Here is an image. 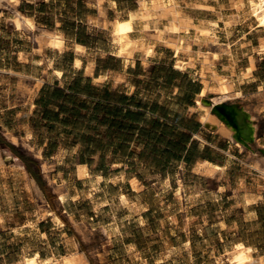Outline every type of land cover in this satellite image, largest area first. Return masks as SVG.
<instances>
[{
	"label": "crops",
	"instance_id": "1",
	"mask_svg": "<svg viewBox=\"0 0 264 264\" xmlns=\"http://www.w3.org/2000/svg\"><path fill=\"white\" fill-rule=\"evenodd\" d=\"M141 1L145 0H0V41L7 44L0 47V55L6 61L0 67L2 110L25 105L33 114L44 109L38 101L59 88L66 93L63 100L67 105L72 106V99L77 98L85 103L79 117L70 116L73 127L79 124L83 128L80 132L85 135V147L98 144L96 151L123 153L111 166L98 167L89 160H79L66 163L62 172L57 169L60 162L48 167L52 168L48 184L59 187V191H52V196L61 204L67 199L91 200L92 219L109 216L104 222L83 227L87 240L96 239L100 256L89 254L80 240L69 233L71 228L59 225L57 220L61 218L50 204L48 218L54 224L53 229L62 232L59 246L65 252L53 248L44 256L46 250L40 248L33 255H38L41 264H66L64 257L70 255L75 256L70 264H116L125 256L114 257L110 249L120 246L133 262L135 259L147 262L148 258L143 260L145 252L131 242L128 231L131 224L148 212H156V203L146 201L144 192L149 187L132 169L130 155L146 149L141 128L145 126L144 120L155 119L169 129L152 130L153 136L166 139L173 126L190 135L182 156L181 174L186 232L194 225L201 234L214 231L220 242L226 243L223 245L226 249L250 247L253 259L264 264V35L258 41L239 38V27L246 22L234 1L228 6L223 0H167L179 7L183 20L191 22L177 37L176 44L158 37L155 25L161 29L164 20L158 23L152 20L145 28V23L136 19L129 32L132 44L123 52L116 41L114 23L130 20V13L142 7ZM19 13L21 18L31 19L33 26L24 23L16 27L14 18ZM198 27H208L211 34L202 36ZM258 29L262 27L258 28L256 23L255 30ZM51 39L61 40V47L51 46ZM148 48H152V53L147 54ZM168 51L171 54L166 55ZM214 53L217 57L212 59ZM205 55L213 60L211 65L204 64ZM179 62L185 65L179 66ZM215 73L226 77L231 97L218 98L222 94L215 89ZM79 81L85 89L94 87L96 95L78 92L74 84ZM205 81L214 88L207 93ZM110 93L134 100L118 103L109 99ZM199 100L210 106L214 126L202 120L206 112ZM109 103L123 105L124 112L127 108L142 112L143 119L136 123V129L129 131L130 121L121 115L115 117L121 125L111 128L108 121L113 116L106 112ZM218 103L238 104L249 114L248 123L254 128L253 142L244 145L238 141L235 130L212 113V106ZM49 108L58 110L52 104ZM43 121L49 126L57 122L44 118ZM2 127L6 130L0 123V133L6 138ZM24 128L33 137L31 124ZM148 146V150L167 153L165 140L156 145L150 141ZM69 148L60 144L57 156H64ZM190 148L196 156L186 157ZM205 162L212 167L208 168ZM79 166H86L89 174L80 176ZM187 167L200 180L191 186L184 173ZM72 179L75 183L88 182L91 192L84 196L77 186L71 188ZM155 179L157 182L151 186L155 197L151 200L164 201L171 190V179H164L161 188H157L160 179ZM111 185L119 189L115 196L105 191ZM210 202L216 206L215 211L208 210ZM115 205L121 212L114 213ZM210 215L217 218L210 222ZM167 262L164 258L155 264Z\"/></svg>",
	"mask_w": 264,
	"mask_h": 264
},
{
	"label": "rangeland",
	"instance_id": "2",
	"mask_svg": "<svg viewBox=\"0 0 264 264\" xmlns=\"http://www.w3.org/2000/svg\"><path fill=\"white\" fill-rule=\"evenodd\" d=\"M145 1L150 4L152 0ZM165 1L168 3L167 0ZM233 1L238 6L237 12L246 22L239 27V38L258 41L264 35V28L255 30L256 19L252 15L251 0H223L228 6H231ZM6 45L5 41H0L1 48ZM168 54H171V51L166 52V55ZM4 58L0 55V67L6 64ZM9 62L11 64L12 60ZM43 110L41 108L30 114L28 107L23 105L3 111L0 98V123L6 127V130L1 128L6 135V140L14 145L22 155L37 160V165H33V170L39 174L41 179L38 181L11 146L0 144V216L2 218L0 221V264H25L26 257L33 255L40 248L46 250L43 253L44 256H47V251L53 248L62 254L65 252L63 246H59L62 232L53 229L54 224L48 218V204L53 210H56L65 224L64 226L60 220H57L59 225L65 229L71 228L69 233L80 240L89 254L95 258L100 256L99 249L96 248V239L87 240L83 227L90 223L104 222L109 216H93L92 219L91 200L67 199L64 205L61 204V201L52 196V191H59V187L55 184L52 186L48 184L52 169L48 167L55 166L60 162L61 166L57 169L62 172L66 163L71 164L79 160H89L98 167L111 166V163L116 162L123 153L96 151L92 156H89V152L84 149L85 135L80 132V130L83 131V128L79 124L75 127L73 124L66 126L60 121L52 124L53 127L49 126L43 121ZM27 123H30L34 130L33 137L24 128ZM60 144L70 147L68 153H65L66 157L65 155L57 156V148ZM45 145L47 146L45 147ZM145 147L144 151L133 152L130 158L134 163L132 169L149 187L144 192V196L146 201L156 203L154 208L156 212L150 211L147 213L148 215L143 216V219L140 218L138 222L131 224L128 234L131 242L137 244L140 250L145 252L143 260L148 259L147 262H136V259L133 262L130 256H127L126 250L123 251L120 246H117L110 249L112 256L125 257L116 264H155V261L164 258L167 259V264H218L219 261L226 260L227 253L231 249H226L223 246L226 243H221L214 231L208 232V230L201 234L195 229L197 225L192 226L193 228L187 232L185 230L187 218L183 215L184 209L181 202L183 191L181 183L182 157L179 158L172 154L169 158L167 153L148 150V145ZM185 169L184 173L189 186L200 181L187 171L188 167ZM155 178L160 179L157 188L164 186V179H171V188L169 186L171 190L164 201L151 200L155 197V190L151 188V186L154 187ZM33 180L39 186L41 193L36 190ZM70 182L69 186L71 188L77 186L84 196L91 192V185L86 181L75 183L72 179ZM105 191L107 194L115 196L119 189L111 185L105 188ZM207 207L209 211L216 210V206L211 202ZM161 208L163 210H160ZM118 212L121 210L118 205H115L114 213ZM215 218H217L215 215L208 217L210 222ZM207 227L211 228V225ZM254 264L258 263L255 261Z\"/></svg>",
	"mask_w": 264,
	"mask_h": 264
},
{
	"label": "bare ground",
	"instance_id": "3",
	"mask_svg": "<svg viewBox=\"0 0 264 264\" xmlns=\"http://www.w3.org/2000/svg\"><path fill=\"white\" fill-rule=\"evenodd\" d=\"M12 1L17 2L18 0H12ZM141 5H142V7L140 8L139 11L130 13V16H131L130 20L122 21V22L116 20L114 23L116 41L121 44V50L123 52L127 51V48L132 44V41L129 38V32L133 30V22L136 19L143 21L145 23V28H148L150 26L149 23L152 20H154L155 23H158L161 20H164L165 23L161 27V29L157 25H155L157 28V32H158V37L160 40H162L166 43L169 42V43H174V44H176V42L178 41L177 37H179L180 33L183 32V30H185L186 28H188L189 25H191L190 20H183L180 17V12L177 9L179 7H176L174 2L168 4L165 2V0H152L151 3L149 4L146 1H141ZM250 7H251V10L253 13L252 15L256 19V23H257L258 28L259 27L264 28V0H251ZM14 23H15L16 27H18V28L22 27L24 25V23L33 26L32 20L29 18H26L24 16L21 18L20 13L14 18ZM210 26H212V25L210 24ZM208 27H198L199 32L201 33L202 36L205 37V36H209L211 34V29H209ZM168 34H169V36H168ZM201 35H199V36H201ZM210 38H212V37H210ZM203 39H206V38H203ZM212 40H213V38H212ZM49 44L51 46H54V47H61L62 42H61V40H58V39H51L49 41ZM150 53H152V48L147 49V54H150ZM217 53L213 54L212 59L217 57ZM200 57H202V56H200ZM212 63H213V60H210L208 58V56L205 55L204 64L211 65ZM178 65L183 66L185 64L179 62ZM205 82H206V86L204 88V93H206L210 89H214L213 86H210V82H208V81H205ZM214 82H216V85H217L215 88L216 91H218L219 93L222 94L221 97H218V98H220L222 100V99L231 97V93H229V89L231 88V86H230L229 82L227 81L226 77L215 73ZM199 102H201V100H199ZM200 106L206 112L203 115L202 120L208 121L210 126H214L215 120L209 114L210 106L203 104L202 102L200 103ZM205 165L208 168L212 167L209 162H205ZM22 169H24L23 166H22ZM79 174H80V176L88 175L89 173H88L87 167L86 166H79ZM33 183L35 185L36 190L41 193V191H40L37 183L35 182V180H33ZM1 219L2 218L0 216V221H1ZM73 259L75 260L74 255L64 257L66 264H70ZM254 263H255V260L253 259L252 248L243 247V246H238V247H235L234 249H231L227 253V259L218 262V264H254ZM25 264H41V260L38 258L37 254L31 255V256L26 257ZM49 264H52V263L49 262Z\"/></svg>",
	"mask_w": 264,
	"mask_h": 264
},
{
	"label": "trees",
	"instance_id": "4",
	"mask_svg": "<svg viewBox=\"0 0 264 264\" xmlns=\"http://www.w3.org/2000/svg\"><path fill=\"white\" fill-rule=\"evenodd\" d=\"M74 87H76L78 92H87L90 95L95 96L96 95V89L94 87H88L84 88L81 87L80 81L74 84ZM66 93L59 89L55 88L50 95H48L46 98L42 97L39 101L38 104L44 107V119L55 122V121H60L63 122L64 124H72L73 121H71L70 116L74 117H79L81 115V109L85 108V103L80 102L77 99H72V106L67 105V103L64 102V97ZM110 100H113L118 103L125 104L128 102V100H134L133 97H122V96H116L112 93L108 95ZM49 104H52L56 107H58V110L56 111L55 109L49 108ZM106 112L108 115H112L113 118L109 119V127H115V126H120L121 121H116L115 117H120L121 115L126 116V119H129L130 123H127V127L129 128V131H133L136 129V123H138L140 120L143 119L144 114L142 112H137L133 111L130 108H127L126 112H124L123 105H113V103H109L106 107ZM61 113L64 114V117L61 118ZM175 119V118H174ZM176 121V120H175ZM144 127L141 128V137H142V143L145 145H148L150 141L154 142V145L156 143L163 142V140L166 141L168 144V149H167V155L170 158L173 154V156H178L179 158L184 155L186 152L187 148V143L190 141V135L186 134L183 131H180L177 126H173L171 130V135L164 139V136H153L152 135V130H159V128L162 129H169L167 126L168 125H162L159 120H151V119H146L144 120ZM162 126V127H161ZM0 144H6L11 146L17 154L22 158V160L25 162L28 170L32 173L33 175L36 176V178L39 180V174L34 172L33 170V165H37V160L34 158L22 155L17 151V148L10 144L6 138L0 133ZM98 144L96 145H88L84 149L89 152V156H92L93 153L96 152V148H98ZM196 152L193 149H189L186 157H192L196 156ZM86 160H83L82 162H85Z\"/></svg>",
	"mask_w": 264,
	"mask_h": 264
},
{
	"label": "water",
	"instance_id": "5",
	"mask_svg": "<svg viewBox=\"0 0 264 264\" xmlns=\"http://www.w3.org/2000/svg\"><path fill=\"white\" fill-rule=\"evenodd\" d=\"M209 105L211 102L208 103ZM212 113L230 125L236 132L235 137L244 145L254 140V128L248 123L249 114L238 104L218 103L212 106Z\"/></svg>",
	"mask_w": 264,
	"mask_h": 264
}]
</instances>
